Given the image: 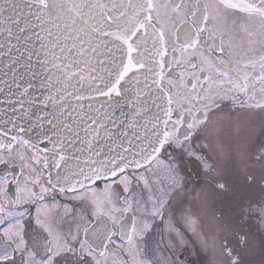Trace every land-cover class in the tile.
<instances>
[{
	"label": "snow or ice",
	"instance_id": "1",
	"mask_svg": "<svg viewBox=\"0 0 264 264\" xmlns=\"http://www.w3.org/2000/svg\"><path fill=\"white\" fill-rule=\"evenodd\" d=\"M264 0H0V264H264Z\"/></svg>",
	"mask_w": 264,
	"mask_h": 264
},
{
	"label": "flooded vegetation",
	"instance_id": "2",
	"mask_svg": "<svg viewBox=\"0 0 264 264\" xmlns=\"http://www.w3.org/2000/svg\"><path fill=\"white\" fill-rule=\"evenodd\" d=\"M262 230H264V226H262ZM218 260H220L222 262L223 258L222 257H217ZM220 262V264H221Z\"/></svg>",
	"mask_w": 264,
	"mask_h": 264
},
{
	"label": "rangeland",
	"instance_id": "3",
	"mask_svg": "<svg viewBox=\"0 0 264 264\" xmlns=\"http://www.w3.org/2000/svg\"><path fill=\"white\" fill-rule=\"evenodd\" d=\"M222 258H223V257H222ZM220 262H221V261L217 259V264H220Z\"/></svg>",
	"mask_w": 264,
	"mask_h": 264
}]
</instances>
